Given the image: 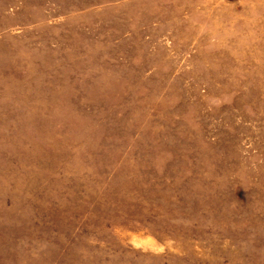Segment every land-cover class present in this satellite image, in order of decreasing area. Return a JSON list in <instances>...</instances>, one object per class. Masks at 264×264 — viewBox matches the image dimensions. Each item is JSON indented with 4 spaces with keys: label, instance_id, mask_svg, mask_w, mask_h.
I'll use <instances>...</instances> for the list:
<instances>
[{
    "label": "rangeland",
    "instance_id": "rangeland-1",
    "mask_svg": "<svg viewBox=\"0 0 264 264\" xmlns=\"http://www.w3.org/2000/svg\"><path fill=\"white\" fill-rule=\"evenodd\" d=\"M0 264H264V0H0Z\"/></svg>",
    "mask_w": 264,
    "mask_h": 264
}]
</instances>
